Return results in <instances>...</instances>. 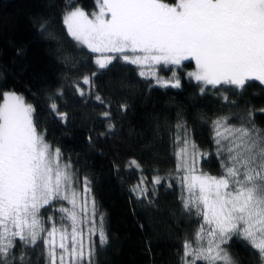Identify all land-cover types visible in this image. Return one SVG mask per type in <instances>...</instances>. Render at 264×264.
Masks as SVG:
<instances>
[{"label": "snow or ice", "instance_id": "1", "mask_svg": "<svg viewBox=\"0 0 264 264\" xmlns=\"http://www.w3.org/2000/svg\"><path fill=\"white\" fill-rule=\"evenodd\" d=\"M96 3L98 10L89 14L69 0L62 15L70 37L98 54L92 77L105 74L120 59L138 66V75L157 85L180 88L175 72L164 80L157 66L194 60L197 70L188 75L201 93L207 86L228 91L244 90L249 81L264 84V0ZM50 28V22H41V33L54 39ZM92 77L82 78L87 92L79 83L75 91L104 104L93 91ZM56 95L62 97L63 91ZM0 98V264H31L26 252L19 257L16 252L38 243L46 264H95L97 245H106L108 237L103 214L90 197L91 181L84 177L83 191H78L79 177L70 162L61 160L60 148H53L38 130L33 105L14 91L0 93ZM48 107L60 122L67 121L54 99ZM120 110L126 111L127 105ZM102 116L112 131L111 113ZM231 119L212 121L218 176L199 167L209 154L199 150L186 122L180 118L174 126L176 168L169 175L182 190L184 211L198 224L192 239L184 241L181 264H238L229 251L233 239L256 251L264 264V129L255 125L251 112L239 124ZM131 165L139 168L135 160ZM167 180L154 176L150 190L142 178L130 191L151 202L150 191L154 195L155 185ZM46 211L53 214L45 218Z\"/></svg>", "mask_w": 264, "mask_h": 264}, {"label": "trees", "instance_id": "2", "mask_svg": "<svg viewBox=\"0 0 264 264\" xmlns=\"http://www.w3.org/2000/svg\"><path fill=\"white\" fill-rule=\"evenodd\" d=\"M92 13L96 0H70ZM69 0H0V93L14 91L34 106L37 128L76 173L91 181V193L98 213L104 217L108 242L97 245L95 264H181L185 239H192L198 224L181 203L182 190L171 179L176 157L173 144L178 119L186 122L199 150L208 153L200 168L214 176L221 172L215 155L212 121L230 116L239 124L252 113L255 125L264 129V84L249 81L244 90L217 91L200 86L188 71L193 61L180 69L181 87H162L138 75L134 65L117 59L105 74L96 72L93 54L79 46L66 31L62 15ZM42 21L51 23L49 36L40 31ZM170 70L165 72L170 75ZM84 76L92 77L94 95L81 97L75 83L87 92ZM227 87V86H226ZM63 91L57 97V90ZM227 96L228 99H222ZM54 99L62 123L49 110ZM2 102V98H0ZM120 105H127L126 111ZM111 113L109 120L102 113ZM91 137V142H89ZM137 161L139 168L131 165ZM168 177L155 185L149 201L137 199L130 191L145 180L152 190L154 176ZM171 184V187L168 185ZM47 212V211H46ZM44 212L43 214H45ZM19 248V246H18ZM31 264H46L43 245L19 249ZM229 251L238 264H262L258 253L233 239Z\"/></svg>", "mask_w": 264, "mask_h": 264}, {"label": "rangeland", "instance_id": "3", "mask_svg": "<svg viewBox=\"0 0 264 264\" xmlns=\"http://www.w3.org/2000/svg\"><path fill=\"white\" fill-rule=\"evenodd\" d=\"M165 2H168V3H174V2H176V0H165ZM83 9V8H82ZM84 10V9H83ZM97 10H98V8H97ZM96 10V11H97ZM85 12H87V13H89V14H91L90 12H88V11H86V10H84ZM98 54H96V56H97ZM113 55H116V54H113ZM115 61V60H114ZM188 61H193L194 62V68L192 69V70H189L187 73H191V72H194V71H196L197 69H196V65H195V61L194 60H186V61H183V63H182V65H180V66H176V65H167V66H163V65H161V66H157V68L159 69V76L160 77H162L164 80H168V79H170V78H173V72H175L176 73V76L180 79V81H181V78H180V75H179V71H180V69L181 68H183L184 66V64L186 63V62H188ZM134 66H136V65H134ZM137 67V69H138V71H139V67L138 66H136ZM168 69H171L170 70V75H167V73L165 72L166 70H168ZM154 82H155V80L154 79H152ZM7 92H9V91H7ZM6 93V92H5ZM18 94V93H17ZM45 139V138H44ZM47 143H49V142H47ZM50 144V143H49ZM51 145V144H50ZM52 146V145H51ZM53 148H56V147H54V146H52ZM61 160L62 161H66L65 159H64V157L62 156L61 157ZM68 162V161H67ZM71 164V163H70ZM71 166H72V164H71ZM199 167H200V164H199ZM72 168L74 169V167L72 166ZM75 170V169H74ZM75 173H76V171H75ZM76 175L78 176V174L76 173ZM79 177V176H78ZM78 191L79 192H82L83 191V179H80V177H79V184H78ZM183 194V193H182ZM90 197H93V195H92V193L90 194ZM65 203V206H68V207H70V205H68L67 204V202H64ZM78 203H79V201H78ZM97 207V206H96ZM97 211H98V209H97ZM53 213L52 212H50V211H47L45 214H44V217L45 218H47V216H49V215H52ZM99 214V213H98ZM104 228H105V225H104ZM105 231H106V229H105ZM85 239H86V242H87V234H86V237H85ZM57 242H59V238L57 237Z\"/></svg>", "mask_w": 264, "mask_h": 264}]
</instances>
